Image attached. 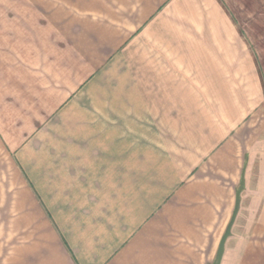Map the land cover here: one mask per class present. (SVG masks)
<instances>
[{"label": "crops", "instance_id": "0c3cea01", "mask_svg": "<svg viewBox=\"0 0 264 264\" xmlns=\"http://www.w3.org/2000/svg\"><path fill=\"white\" fill-rule=\"evenodd\" d=\"M227 27L216 0H0V264H264L263 91Z\"/></svg>", "mask_w": 264, "mask_h": 264}, {"label": "rangeland", "instance_id": "374dc122", "mask_svg": "<svg viewBox=\"0 0 264 264\" xmlns=\"http://www.w3.org/2000/svg\"><path fill=\"white\" fill-rule=\"evenodd\" d=\"M216 2L220 6L224 14L227 16L228 25H229V27L226 28L228 32L225 38H223L224 34L221 36L219 35V33L222 32L215 33V38L217 40V43L219 44V48L221 50L223 49L227 50V52H224L227 53L226 56L221 57V59L226 58L227 60H230L234 58L235 53L233 51L235 48H239V42H241L243 51H247L244 52L245 54L247 53L249 55L251 53L253 54L252 55L253 65L250 66L247 63V67H245V63H244L241 73L236 72L234 73V75H231L230 73V80L237 81V83H241L239 85L245 88L246 87L250 88L252 81L254 80L260 81L263 91L262 102L259 105L258 109L251 110L249 115H251V113L252 114L256 113L253 117L257 119L256 122L257 125L255 124L256 125L255 127L257 128V131L262 129L260 130V134H257L258 137L260 136L259 137L260 140L257 142V144H262L264 139V0H216ZM205 12H206V8L204 9V13ZM229 67L233 68V66H229ZM215 74L218 75L219 72ZM209 75L211 78L213 73H210ZM248 88L244 90L248 91ZM235 89L232 88L231 90H235ZM219 90H225V89H219L215 87L204 88V89H193V91H198L200 93V96H196L194 100H198L199 102V100L204 99L203 96H206L205 103L200 102L195 104H185L182 103L183 101L179 100V103L176 106L180 118L177 121L176 120L173 121V123L175 122V124H177L180 129L179 131L180 144L183 142L187 143L186 136L183 135L186 134V131L183 130L184 126L186 127L190 125L188 124L190 123V121H193L192 123H197L198 122L197 118L202 117L203 115L200 112L206 113V107L211 111L212 115H216V117L219 114V111L220 112L223 111L221 105L217 103L218 102L217 95ZM184 91L185 93H182V96L187 95L186 94L187 89L186 90L184 89ZM242 97H243L241 98L242 101H245L243 94ZM181 99L185 100V98H181ZM259 116H261L260 117L261 122L258 121ZM116 123L121 125L122 121H116ZM162 123H163L162 127H170L171 121L163 120ZM250 150L251 149H249V151ZM248 156L249 153L247 154L245 165L249 173L250 158Z\"/></svg>", "mask_w": 264, "mask_h": 264}, {"label": "trees", "instance_id": "16d2710c", "mask_svg": "<svg viewBox=\"0 0 264 264\" xmlns=\"http://www.w3.org/2000/svg\"><path fill=\"white\" fill-rule=\"evenodd\" d=\"M221 250H222V246H221V244H220V247L218 248V252H217V254H216V257H215V259L212 261V263H210V264H218Z\"/></svg>", "mask_w": 264, "mask_h": 264}]
</instances>
